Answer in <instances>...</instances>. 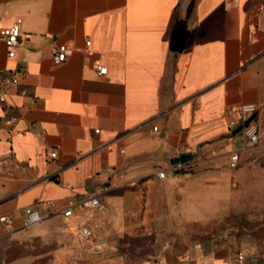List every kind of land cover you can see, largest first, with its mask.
Returning <instances> with one entry per match:
<instances>
[{"label": "crops", "instance_id": "obj_1", "mask_svg": "<svg viewBox=\"0 0 264 264\" xmlns=\"http://www.w3.org/2000/svg\"><path fill=\"white\" fill-rule=\"evenodd\" d=\"M16 18L14 57L0 38V216L13 215L0 264H180L186 250L264 264V237L194 247L196 224L228 201L229 153L244 150L226 110L255 104L264 136V0H0V30ZM62 43L78 49L55 64ZM184 153L201 165L174 177ZM101 186L103 211L78 207ZM28 207L43 219L25 227ZM99 239L107 248L89 254Z\"/></svg>", "mask_w": 264, "mask_h": 264}, {"label": "built area", "instance_id": "obj_2", "mask_svg": "<svg viewBox=\"0 0 264 264\" xmlns=\"http://www.w3.org/2000/svg\"><path fill=\"white\" fill-rule=\"evenodd\" d=\"M22 20L21 18H16L9 26L0 30V38L6 48V54L9 58L15 56V48L19 44L20 38V24ZM90 45V40H85V46ZM75 46L70 44L62 43L57 45L51 50L52 60L55 64H60L65 62V60L73 54L75 50H77ZM87 53L91 52L87 50ZM95 70L97 74L104 75L106 73V68L100 64H95ZM5 83L10 85H16L18 83V72L13 71L5 80ZM5 101V91L0 92V103ZM256 105L253 103H245L241 104L238 107H230L226 110L227 115V128L229 130H234L238 126L242 125V133L244 135V146L243 149H249L254 147L259 143V134H258V124L256 120L253 118L247 126H243V124L250 119L256 112ZM15 120V119H14ZM153 130H157V127L154 126ZM98 132V130H96ZM51 158L56 157L57 151L51 150L49 153ZM239 161V150H235L229 153L228 157V165L230 168H236ZM201 160L190 158L185 162H177L171 165L170 172L172 176L176 177L181 172H191L199 169L201 165ZM165 170H160L156 172V177L162 179L165 177ZM107 190L106 186L99 187L91 196L86 199H83L78 202V207L83 209H91L96 211H103L105 209V203L102 199V195ZM47 203L51 204L52 201H48ZM74 203L69 201L67 206L62 210V216L67 218L73 214ZM43 219V216L33 208H25L22 210V220L23 226L29 227L34 224L39 223ZM13 220V215H1L0 223L10 224ZM93 238V233L89 227L80 226L77 228V241L80 244H85L88 241H91ZM194 247L199 248L200 244L195 243ZM107 248V242L105 240L99 239L95 242L89 244L87 248V252L92 255H99L103 252L104 249ZM237 260L241 264H249L245 263V255L239 253L237 255ZM180 264H199L198 260L193 256V254L186 250L184 254L181 256Z\"/></svg>", "mask_w": 264, "mask_h": 264}, {"label": "rangeland", "instance_id": "obj_3", "mask_svg": "<svg viewBox=\"0 0 264 264\" xmlns=\"http://www.w3.org/2000/svg\"><path fill=\"white\" fill-rule=\"evenodd\" d=\"M259 134V143L241 150L237 167L230 170L228 201L212 208L216 216H206V221L196 224L199 227L196 242L200 245L217 242L239 246L245 242L259 243L263 239L264 136L260 130ZM240 138V133L235 136L237 140Z\"/></svg>", "mask_w": 264, "mask_h": 264}, {"label": "water", "instance_id": "obj_4", "mask_svg": "<svg viewBox=\"0 0 264 264\" xmlns=\"http://www.w3.org/2000/svg\"><path fill=\"white\" fill-rule=\"evenodd\" d=\"M254 117H255V115H253L250 119H248V120L243 124V126H247L248 123H249ZM241 129H242V125H241V126H238L236 129H234V130L232 131V134L234 135V134L240 132ZM189 158H190L189 153H184V154H182V155L180 156V161H181V162H185V161L189 160Z\"/></svg>", "mask_w": 264, "mask_h": 264}]
</instances>
